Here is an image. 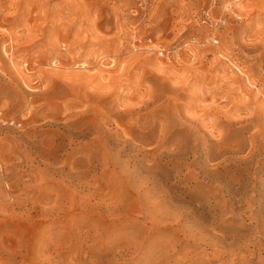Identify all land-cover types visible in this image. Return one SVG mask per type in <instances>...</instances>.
<instances>
[{
  "label": "rangeland",
  "instance_id": "rangeland-1",
  "mask_svg": "<svg viewBox=\"0 0 264 264\" xmlns=\"http://www.w3.org/2000/svg\"><path fill=\"white\" fill-rule=\"evenodd\" d=\"M263 242L264 0H0V264Z\"/></svg>",
  "mask_w": 264,
  "mask_h": 264
},
{
  "label": "bare ground",
  "instance_id": "bare-ground-1",
  "mask_svg": "<svg viewBox=\"0 0 264 264\" xmlns=\"http://www.w3.org/2000/svg\"><path fill=\"white\" fill-rule=\"evenodd\" d=\"M147 200H149V202H150V199H147ZM156 202V201H155ZM147 203V202H146ZM150 204H151V202H150ZM147 205H148V203H147ZM152 206V205H151ZM155 206V205H154ZM156 208V207H155ZM158 208V207H157ZM154 209V208H153ZM153 209H151V214H153V213H155L156 212V210L154 209V212L152 211ZM161 210V209H160ZM160 210H157V211H160ZM162 211V210H161ZM168 211V210H167ZM153 212V213H152ZM159 213V212H158ZM156 214V213H155ZM154 215V214H153ZM158 215V214H157ZM164 215V214H163ZM154 216H156V215H154ZM161 216V215H160ZM168 216V215H167ZM156 217H158V219L156 218ZM156 217H154V218H156L157 220H159L160 218H159V215L158 216H156ZM164 217V216H163ZM153 218V219H154ZM167 218V217H166ZM165 220V219H164ZM156 221V220H155ZM157 222H163V221H161V219L159 220V221H157ZM262 243V242H261ZM264 243V242H263ZM262 249L264 250V247H262ZM226 254V253H225ZM182 261V260H181ZM233 261V260H232ZM231 261V262H232Z\"/></svg>",
  "mask_w": 264,
  "mask_h": 264
},
{
  "label": "built area",
  "instance_id": "built-area-1",
  "mask_svg": "<svg viewBox=\"0 0 264 264\" xmlns=\"http://www.w3.org/2000/svg\"><path fill=\"white\" fill-rule=\"evenodd\" d=\"M206 15H208V13L206 12ZM160 54L163 55L165 53V50H159Z\"/></svg>",
  "mask_w": 264,
  "mask_h": 264
}]
</instances>
